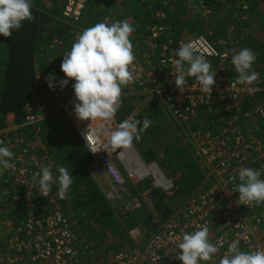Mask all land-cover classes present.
Returning a JSON list of instances; mask_svg holds the SVG:
<instances>
[{"label":"trees","instance_id":"trees-1","mask_svg":"<svg viewBox=\"0 0 264 264\" xmlns=\"http://www.w3.org/2000/svg\"><path fill=\"white\" fill-rule=\"evenodd\" d=\"M69 1L32 0L31 11L35 19L31 23L24 22V26L14 31L10 38L0 36V130L6 127L10 115L15 116V124L24 120V107L32 102L40 88L44 103L52 114L38 126L42 128L41 142L52 156L53 174L58 175L56 166L60 165L73 175L68 198H59L56 183H53L50 195L60 199L63 209L72 216L73 229L81 228L86 239L79 244L83 257L86 260L104 258L106 264H110L115 255L134 246L129 236L131 230L142 227L145 231L143 242L152 239L199 195L209 190L212 182L201 154L189 136L175 137L170 133L173 138L169 143H156L158 136H165L162 131L171 128L167 122L170 114L164 104L160 100L131 95L132 88L125 86L115 119L118 124L125 119L142 122L145 117L153 121L133 144L146 164H157L173 183V188L167 192L156 188L151 179L139 183V192L134 190V194L141 207L128 212L125 220V227L129 229L127 234L89 172L92 158L73 123L67 113L56 106V100L64 105L75 96L74 81H70L63 91L59 87V81L65 78L60 70L63 55L70 51L76 34L85 28L125 19L135 29L130 39L139 59L145 55L150 32L159 25L167 28L168 36L176 42L203 36L217 46L224 39L241 36L240 42H251L247 45L254 48L259 59L260 85L264 88V0H75L78 19L64 14ZM247 16L256 19L251 17L255 27L243 19ZM207 17L212 22L205 27ZM49 74L56 77L54 89L45 82ZM261 105L264 106V91L241 103L222 105L214 113H201L192 131L214 138L223 128L224 121L247 112L264 144V118L256 114V108ZM34 131V128L27 130L28 138L38 147ZM261 161L264 165V158ZM11 196L0 193V211L19 205ZM111 240L114 241L111 243Z\"/></svg>","mask_w":264,"mask_h":264},{"label":"built area","instance_id":"built-area-1","mask_svg":"<svg viewBox=\"0 0 264 264\" xmlns=\"http://www.w3.org/2000/svg\"><path fill=\"white\" fill-rule=\"evenodd\" d=\"M74 2L69 1L65 15L78 19L79 12H76ZM147 42L142 59L138 58L133 47L135 60L130 71L134 74V81L128 85L132 88L130 94L160 100L172 118L187 127V136L201 154L212 185L152 239L142 242L141 228L131 230L129 236L134 246L115 255L110 264H181L176 259L180 254L177 237L182 232L191 233L201 226L208 228L209 242L218 248L210 260L212 264L219 262L234 243L241 251L264 250V204L239 205L237 193L233 192L239 184L240 168L256 169L263 165L264 144L259 139L260 133L254 128L250 113L244 112L224 121L223 128L214 138L195 133L189 128V124L201 113H214L222 105L241 103L262 93L264 88L259 79L252 86V91L236 83L237 73L231 63L233 50L236 51L234 45L222 48L203 36L176 42L162 25L152 29ZM181 43L191 44L193 51L203 55L211 64V71L217 72L211 95L202 93L198 85L193 87V77L187 78L183 93L176 89L172 75L175 72L173 62L178 59L176 52ZM252 70L259 73L257 60ZM55 103L58 109L75 117V96L64 105H60L58 100ZM69 107L72 108L71 112L68 111ZM24 113V120L19 124L14 123V115L8 116L6 127L0 130V142L14 153L11 167L0 174V193L12 195V201L14 199L19 204L0 211V215L8 214L11 217L0 216V264H99L83 257L76 243L72 222L60 199L51 197L50 193L43 197L35 189L33 174L39 171L44 162L53 164L52 156L41 142L42 128L38 126L52 115L44 103L40 88L32 102L24 107ZM256 114L264 118V106L257 107ZM89 124L92 129L102 130L96 141H86L84 138ZM117 125L115 118L111 121L77 120L75 125L82 144L92 158L89 172L93 177L104 176L110 184L111 188L104 193L105 198L109 202L123 201L126 179L137 183L151 179L156 188L170 191L173 183L157 164H146L134 144L126 151L113 152L104 148L107 133L115 130ZM29 128L35 130L38 147L28 138ZM15 207L24 213L19 221ZM140 207L139 200L134 199L129 210ZM5 235L9 236L8 240L1 238Z\"/></svg>","mask_w":264,"mask_h":264},{"label":"clouds","instance_id":"clouds-1","mask_svg":"<svg viewBox=\"0 0 264 264\" xmlns=\"http://www.w3.org/2000/svg\"><path fill=\"white\" fill-rule=\"evenodd\" d=\"M31 9L32 0H0V36L10 38L14 31L24 26V22L31 23L35 19ZM134 31V27L127 19L112 24L96 23L78 34L70 51L63 55L60 70L65 78L59 81V87L63 91L70 81H74L73 91L77 101L74 104V114L78 121H111L115 118L123 88L134 81V74L130 71V66L135 60L130 39ZM228 40L230 42L232 39ZM235 49L231 63L237 73L236 83L245 85L252 91V86L261 78L259 59L250 48H242L239 51L236 47ZM176 56L178 59L173 62L175 72L172 74L175 77L176 89L183 93L187 78L193 77L195 79L193 87L198 85L202 93L211 95L217 72L211 71L212 66L205 57L196 54L191 44L185 43H181ZM256 60L259 73L252 70ZM55 81L56 77L53 74L45 78L50 89H54ZM152 123L153 121L147 117L142 122L136 119L123 120L115 130L107 133L108 140L104 148L113 152L129 150L133 146V141L139 140L141 134ZM101 131L100 128L92 129L89 124L84 138L86 141H96ZM13 158L14 153L0 142V174L11 167L10 161ZM52 167L51 163L41 164L39 171L33 174L35 189L41 196L47 197L53 183H56L59 198L66 199L73 183V175L67 168L57 165L58 175L54 176ZM122 173L126 175L124 171ZM261 176H264V165L259 169L251 167L239 169V184L233 190L239 194V205L247 207L264 204V179H261ZM93 178L95 180V177ZM233 179L235 180V177ZM107 190H101L104 197ZM127 209H130V204ZM66 215L71 221V217L67 213ZM208 237L206 226L198 227L191 233L182 232L181 236L177 237L180 254L176 259L181 264H201L210 261L218 252V248L209 242ZM219 264H264V250L241 251L234 243L220 258Z\"/></svg>","mask_w":264,"mask_h":264},{"label":"rangeland","instance_id":"rangeland-1","mask_svg":"<svg viewBox=\"0 0 264 264\" xmlns=\"http://www.w3.org/2000/svg\"><path fill=\"white\" fill-rule=\"evenodd\" d=\"M46 2V1H45ZM47 3V2H46ZM263 9V8H262ZM66 10V9H65ZM77 12V11H76ZM65 14V13H64ZM110 17L112 18V15L110 14ZM255 19L253 16H250V17H248L247 16V18L245 19L246 21H248V24H252L254 27H255V25H254V20L252 19ZM255 21H256V19H255ZM212 22V19L210 18V17H207L206 18V20H205V27L206 26H209V24ZM258 24L256 23V26H257ZM83 31V30H82ZM239 31V30H238ZM240 32V31H239ZM240 35H242L241 33H239ZM76 35H78V34H76ZM75 35V36H76ZM241 37V36H240ZM239 36H237V37H234V38H232V40L229 42V40L227 41L226 39H224V40H222V41H220L219 43H217V46H220V47H228V46H230L231 44H234L235 45V47L238 49V51L240 50V49H242V48H250V49H254V48H252L251 46H248L247 44H250L251 42H249L248 40H246V43L245 42H243V43H241L240 42V38ZM170 114V113H169ZM170 117H169V120L167 121L168 122V126H170L171 128H166L165 130H163L162 131V133L165 135V136H158L157 138H156V143H158V142H160V143H163V144H167V143H169L170 141H171V138H173L171 135H170V133H172V135H175V137H177V136H183V135H185V136H187L188 135V129H187V127L185 126V125H183V124H180V123H178L179 125H180V127H179V125L177 124V122L175 121V119H173L172 118V116L171 115H169ZM197 121V119L195 118V119H193V121H192V123H190L189 124V128H193V125H194V123ZM176 127H178V129H180V130H178V129H176ZM182 129V130H181ZM175 131H177V133L175 134ZM137 153L139 154V152L137 151ZM139 156H140V158H141V155L139 154ZM123 172V171H122ZM126 181H127V185H126V188H125V193H124V200L123 201H118V202H113V203H110L111 204V206L113 207V209L115 210V213H116V215H117V217H118V219L123 223V225H124V228L126 229V231L127 230H129L128 228H126L125 227V220H126V216H127V214H128V212H129V210L127 209L128 207H129V204H131L132 203V201L134 200V199H136L137 197L135 196V194H134V190H136V191H138L139 192V183H137V181H130L129 179H126ZM138 200H139V198H137ZM65 211V210H64ZM66 212V211H65ZM15 214L17 215V217H18V220H20V218H23V214L19 211V210H15ZM1 216V218H4V216H9L10 217V215H4L3 216V214H1L0 215ZM71 217V219H72V216H70ZM11 218V217H10ZM136 228H141V230H142V241L144 240V238H145V231H143V228L142 227H136ZM81 229V228H80ZM80 229H77L76 228V230H74V233H75V236H76V239H77V244L79 245V244H83V242H85L86 241V239H85V237H84V235H83V233L82 232H80ZM128 232L129 231H127V234H128ZM144 232V233H143ZM1 233V232H0ZM1 238H3V239H5V240H8L9 239V236L8 235H5V236H2ZM114 240H111V243L113 242ZM80 246V245H79ZM104 248V247H103ZM103 248L101 249V251H103ZM130 249V248H129ZM96 258H97V260H101L102 262L101 263H99L97 260H96ZM93 257V258H91V261H93L94 259H95V262H98L99 264H106V260H104V258H102V259H99L98 257Z\"/></svg>","mask_w":264,"mask_h":264},{"label":"crops","instance_id":"crops-1","mask_svg":"<svg viewBox=\"0 0 264 264\" xmlns=\"http://www.w3.org/2000/svg\"><path fill=\"white\" fill-rule=\"evenodd\" d=\"M67 115L75 127V125H77L76 118L74 116H72L71 114H67ZM196 119L199 120L198 117ZM95 180L97 181V183H98V185L102 191L109 189L110 184L107 181V179H105L104 176L95 177ZM207 263L212 264L211 261H208Z\"/></svg>","mask_w":264,"mask_h":264},{"label":"water","instance_id":"water-1","mask_svg":"<svg viewBox=\"0 0 264 264\" xmlns=\"http://www.w3.org/2000/svg\"><path fill=\"white\" fill-rule=\"evenodd\" d=\"M68 111H69V112H71V111H72V108H71V107H69V108H68Z\"/></svg>","mask_w":264,"mask_h":264}]
</instances>
